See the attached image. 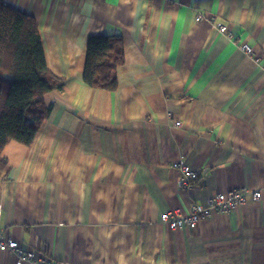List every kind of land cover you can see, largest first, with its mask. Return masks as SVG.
<instances>
[{
    "label": "crops",
    "instance_id": "crops-1",
    "mask_svg": "<svg viewBox=\"0 0 264 264\" xmlns=\"http://www.w3.org/2000/svg\"><path fill=\"white\" fill-rule=\"evenodd\" d=\"M0 2L35 19L63 79L32 143L2 150L6 238L55 264H264V0ZM115 35L118 87L93 89L87 41ZM178 161L198 172L189 192ZM232 188L261 198L195 229L160 221ZM0 264L15 255L0 251Z\"/></svg>",
    "mask_w": 264,
    "mask_h": 264
},
{
    "label": "trees",
    "instance_id": "trees-1",
    "mask_svg": "<svg viewBox=\"0 0 264 264\" xmlns=\"http://www.w3.org/2000/svg\"><path fill=\"white\" fill-rule=\"evenodd\" d=\"M123 62L120 36L90 37L84 83L93 89L116 91V71ZM62 86L63 79L46 64L35 19L0 2V171L4 169V146L11 140L32 143L51 110L44 97Z\"/></svg>",
    "mask_w": 264,
    "mask_h": 264
},
{
    "label": "built area",
    "instance_id": "built-area-1",
    "mask_svg": "<svg viewBox=\"0 0 264 264\" xmlns=\"http://www.w3.org/2000/svg\"><path fill=\"white\" fill-rule=\"evenodd\" d=\"M196 19L202 20L203 16L198 15ZM216 26L219 32L227 33L225 25L218 23ZM240 49L245 54H250V49L247 44H242ZM175 125H180V123L175 122ZM171 166L179 174V187L189 192L192 189L194 181L198 178V172L193 170L185 162H172ZM260 198V189L232 188L228 191L218 192L207 197L203 203H192L187 212H182L177 209L164 211L160 214V221L166 224L169 229H195L201 221L214 212L226 213L235 210L247 201L258 202ZM0 251L12 252L16 258V264H55L46 253L39 252L34 248H28L16 240L6 238L1 230Z\"/></svg>",
    "mask_w": 264,
    "mask_h": 264
}]
</instances>
